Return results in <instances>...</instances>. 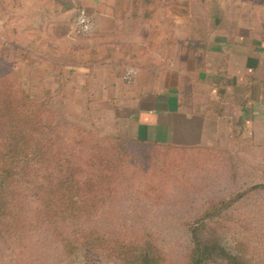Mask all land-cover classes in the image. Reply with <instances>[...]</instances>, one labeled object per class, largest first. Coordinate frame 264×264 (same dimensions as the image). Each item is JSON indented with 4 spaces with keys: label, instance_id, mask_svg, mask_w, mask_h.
<instances>
[{
    "label": "crops",
    "instance_id": "obj_1",
    "mask_svg": "<svg viewBox=\"0 0 264 264\" xmlns=\"http://www.w3.org/2000/svg\"><path fill=\"white\" fill-rule=\"evenodd\" d=\"M37 1L0 0V47L22 57L23 38L31 37L42 93L94 106L108 133L239 147L264 169V0H76L93 17V34L45 50L37 48L39 36L58 27L24 25ZM128 67L138 70L134 85L124 82Z\"/></svg>",
    "mask_w": 264,
    "mask_h": 264
},
{
    "label": "rangeland",
    "instance_id": "obj_2",
    "mask_svg": "<svg viewBox=\"0 0 264 264\" xmlns=\"http://www.w3.org/2000/svg\"><path fill=\"white\" fill-rule=\"evenodd\" d=\"M77 5V11L63 14L53 24L58 27V33L39 36L37 48L45 50L50 44H67L70 38L88 39L74 32L78 12H87ZM49 26L44 19L40 21L41 28ZM23 42L22 57L13 46L0 47V75L12 71L33 97L40 100L50 97L51 109L62 125L116 135L104 131L107 123L94 106L80 108L63 98L53 101L47 93L38 90L34 81L41 74L34 76L32 72L31 37L24 36ZM104 150L101 154L112 156L109 148ZM135 151L140 154L137 158L120 166L113 165V171L107 170L113 177L114 192L103 199L96 192H89L88 202L83 204L84 214L70 222H44L39 213L40 202L27 199L20 223H13L12 234L0 237V264H119L82 247L69 253L57 230L73 241L77 228L130 242L149 240L159 247L168 264H188L191 236L187 225L195 222L211 201L228 199L264 184L263 167L247 159L239 147L233 153L221 148L185 155L141 148ZM86 154L80 165L87 160ZM206 236L219 238L230 248L243 243L251 264H264V190L249 193L224 212L223 219L211 224Z\"/></svg>",
    "mask_w": 264,
    "mask_h": 264
},
{
    "label": "trees",
    "instance_id": "obj_3",
    "mask_svg": "<svg viewBox=\"0 0 264 264\" xmlns=\"http://www.w3.org/2000/svg\"><path fill=\"white\" fill-rule=\"evenodd\" d=\"M77 4L76 0H38L34 8L38 11L24 16V25L30 28L42 19L47 25L57 24L47 14L75 12ZM16 20L9 18L7 25ZM13 33L9 31L8 36L14 37ZM50 101V97L41 100L33 97L16 73L8 71L0 75V237L12 234L13 223H20L27 199L40 202V216L50 224L70 222L82 216L89 192H96L102 199L114 192L113 177L107 170L113 171V165L120 166L137 158L140 154L135 148L181 155L221 150L162 144L123 135L107 136L62 125L56 120ZM106 147L111 150V157L101 154ZM84 153L87 160L80 165ZM256 190H264V184L228 199L211 201L201 216L187 225L191 236L188 264H251L245 244L230 248L206 233L211 224L223 219L224 212ZM57 235L69 253L82 247L119 264H168L159 247L149 240L130 242L83 228H77L73 241L65 239L60 230Z\"/></svg>",
    "mask_w": 264,
    "mask_h": 264
},
{
    "label": "built area",
    "instance_id": "obj_4",
    "mask_svg": "<svg viewBox=\"0 0 264 264\" xmlns=\"http://www.w3.org/2000/svg\"><path fill=\"white\" fill-rule=\"evenodd\" d=\"M95 29V21L85 10H80L77 14L75 24V35L80 38L91 36ZM138 70L133 67H128L124 73V82L127 85H134L137 81Z\"/></svg>",
    "mask_w": 264,
    "mask_h": 264
}]
</instances>
